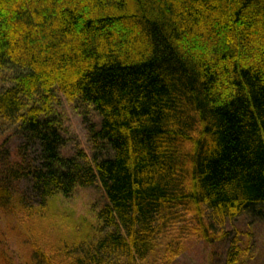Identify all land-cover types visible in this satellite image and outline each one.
Here are the masks:
<instances>
[{
	"label": "trees",
	"instance_id": "trees-1",
	"mask_svg": "<svg viewBox=\"0 0 264 264\" xmlns=\"http://www.w3.org/2000/svg\"><path fill=\"white\" fill-rule=\"evenodd\" d=\"M59 94L98 114L92 157L63 156ZM0 118L39 146L44 204L106 197L92 238L26 264H144L181 215L223 240L215 225L264 219V0H0ZM11 199L0 182V211Z\"/></svg>",
	"mask_w": 264,
	"mask_h": 264
},
{
	"label": "rangeland",
	"instance_id": "rangeland-1",
	"mask_svg": "<svg viewBox=\"0 0 264 264\" xmlns=\"http://www.w3.org/2000/svg\"><path fill=\"white\" fill-rule=\"evenodd\" d=\"M59 100L54 110L64 131L63 156L72 158L82 151L92 157L91 130L100 125L98 114L92 107L70 103L60 94ZM17 132L13 121L0 118V182L12 196L10 204L0 211V264H26L36 244L42 245L54 260L61 261L67 255L64 246H70L72 252L83 242L87 231L92 238L100 227L97 216L105 206V193L99 184L44 204L35 181L28 175L31 166L41 163L40 148L29 145ZM177 220L180 223L171 224L167 232L161 231L155 251L140 262L164 264L167 247L173 245L180 254L171 264H227L231 244L237 240L241 251L238 264H264V219L244 214L223 226L215 225L217 232L225 235L215 243L193 234L192 217L181 215ZM118 262L114 256L111 263Z\"/></svg>",
	"mask_w": 264,
	"mask_h": 264
}]
</instances>
